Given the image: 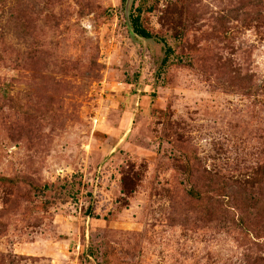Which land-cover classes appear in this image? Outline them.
<instances>
[{"label": "rangeland", "instance_id": "1", "mask_svg": "<svg viewBox=\"0 0 264 264\" xmlns=\"http://www.w3.org/2000/svg\"><path fill=\"white\" fill-rule=\"evenodd\" d=\"M0 178V264H264V0H0Z\"/></svg>", "mask_w": 264, "mask_h": 264}, {"label": "trees", "instance_id": "2", "mask_svg": "<svg viewBox=\"0 0 264 264\" xmlns=\"http://www.w3.org/2000/svg\"><path fill=\"white\" fill-rule=\"evenodd\" d=\"M141 12H142V9L141 8H137L135 10V13L132 14V25H133V28H134L135 33L138 36H140L141 38H144L146 40H150L154 36L143 27L142 22H141ZM166 47H167V44H166ZM171 53H172V49L170 47H168V50L166 52V58H165V60L163 62L164 64L167 63V61H168L169 56L171 55ZM0 181L9 182L10 184H13V182H14V181L8 180L6 178H0ZM191 194L196 199H201V195L196 194L194 192H191Z\"/></svg>", "mask_w": 264, "mask_h": 264}]
</instances>
